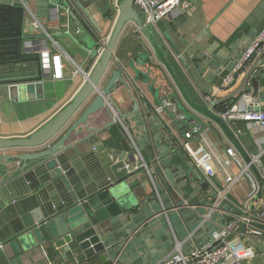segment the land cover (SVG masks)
I'll list each match as a JSON object with an SVG mask.
<instances>
[{"label": "crops", "instance_id": "1", "mask_svg": "<svg viewBox=\"0 0 264 264\" xmlns=\"http://www.w3.org/2000/svg\"><path fill=\"white\" fill-rule=\"evenodd\" d=\"M21 1L28 10L24 21L26 41L46 38L52 54L61 55L62 77L45 75L37 51L29 53L39 57L38 64L33 62L30 69L23 64L0 69V137L4 138L28 137L50 121L72 101L94 68L98 57L91 55L88 42L78 35L79 26L70 11L87 29L89 41L110 36L117 20L110 0H58L59 4L53 0ZM183 2L182 8L163 20L166 31L157 26L154 32L166 44L168 58L188 92L204 103V95L215 94L222 77L236 67L242 53L264 26V0ZM63 3H68L70 9H65ZM149 52L150 59L139 58ZM113 55L101 85L106 84L114 69L122 71L127 84H120L109 98V106L116 110L120 120L107 127L112 117L109 111L102 110L89 120V126L97 130L82 126L66 143L76 145L79 154L94 152L100 158H107L126 153L135 159L132 173L123 177L120 185L127 208L115 219L112 229L105 231L108 240L104 243V257L96 253L88 258L72 244L67 258L63 259V248L51 242H38L14 256L0 247V264H161L177 240L184 241L182 250L186 254L211 242L212 232L234 219L233 214L251 190L245 176L226 203L229 211H213L202 224L224 178L223 171L215 164L217 177L212 179L196 166L191 150L202 141L186 139L184 132L194 122L184 123L179 118L183 113L188 114L189 108L182 103L186 111L178 112L174 103L162 109L164 98L172 101V94H178V90L134 22L124 26ZM137 71L148 73L150 79H141ZM241 76L234 88L240 84ZM252 77L257 81L258 91L254 98L241 99V111H249V105L264 110V58ZM248 86L253 94L255 87L251 80ZM210 124L223 142L200 124L203 137L225 156V148L232 145L214 123ZM115 125L123 130L118 141L112 137ZM247 127L248 132L241 134L240 139L249 154L264 149V141L260 142L264 138V126L248 122ZM23 152L24 149L15 147L1 149L0 156ZM17 165L16 160L0 158V181ZM239 167L232 163V170L238 171Z\"/></svg>", "mask_w": 264, "mask_h": 264}, {"label": "water", "instance_id": "2", "mask_svg": "<svg viewBox=\"0 0 264 264\" xmlns=\"http://www.w3.org/2000/svg\"><path fill=\"white\" fill-rule=\"evenodd\" d=\"M53 1L59 4L58 0ZM134 2L135 0H121L120 12L109 40L86 82L72 101L28 137H0V150L14 147L25 150L17 155L0 156L18 162L12 173L0 181V247L10 256L35 246L38 242H51L55 247L63 248V259L67 258L72 244L77 245L88 258L96 253H101V257H104V243L108 240L105 231L112 229L115 219L127 208L120 185L123 177L132 173L131 166L135 159L126 153L107 158H100L94 152L79 154L76 145L66 143L72 133L82 130V126L97 130L89 126V120L102 110L109 111L112 117L107 127L116 123L117 119L109 106V98L120 84H127L126 80L120 69H114L104 86L101 82L114 57L122 30L130 21L142 31L152 53L166 69L178 90V94H172L174 103L179 108L178 112L186 111L182 103L189 108V118L184 123L201 124L210 129L222 143L218 133L211 128L210 123H214L243 162L250 164L258 182L256 198L262 197L261 175L251 163L249 152L240 139L241 134L248 132L247 123L250 120H226L225 114L233 105H239L245 96L254 98L256 95L258 86L252 74L264 58V47L242 74V80L237 87L234 88L233 85L231 91L222 97L214 98L210 104L198 102L188 92L172 66L166 44L157 37L153 26L143 22ZM63 7L70 9L68 3H63ZM70 14L79 26L78 35L88 42L91 55L97 57L100 37H97V41H89L87 29L73 11H70ZM96 26L98 28V25ZM157 26L166 31L163 21L158 22ZM98 31L101 32L100 28ZM150 57V52L139 55V58L145 60ZM19 64L26 65L29 69L34 65L33 61H26L1 65L0 69H10ZM137 76L145 81L150 79L148 73L140 71H137ZM250 80L255 87L253 94L248 86ZM151 88L156 92L153 86ZM137 107L136 103L135 109ZM259 110L261 109L256 105H249L250 112ZM237 125L239 128H235ZM238 129L239 133L236 132Z\"/></svg>", "mask_w": 264, "mask_h": 264}, {"label": "built area", "instance_id": "3", "mask_svg": "<svg viewBox=\"0 0 264 264\" xmlns=\"http://www.w3.org/2000/svg\"><path fill=\"white\" fill-rule=\"evenodd\" d=\"M110 1L118 16L121 0ZM134 4L142 16L143 22L154 28L157 27L158 22L163 21L184 6L183 0H135ZM34 25L38 26L40 24L34 22ZM109 37H100L97 47L98 58L102 54ZM54 43L57 45L55 41ZM263 47L264 26L258 32L251 45L242 53L236 67L222 77L215 94L204 95V102L210 104L216 95L226 93ZM24 49H26L27 53L37 51L40 54L45 75H50L54 78L62 77L63 64L61 55L59 53L52 54L46 38L25 41ZM170 104H174V102L169 99L166 100L162 109ZM110 108L119 121L120 117L116 110L113 107ZM179 118L182 121H187L189 116L183 113ZM225 118L226 120L248 119L250 120L249 123H257L264 126V110L255 112L241 111L237 104L233 105L225 114ZM236 132L239 133L240 129L236 130ZM184 135L186 139L200 138L202 141L198 148L195 150L190 149L199 169L213 179L217 177L214 167L215 164H218L224 173V178L217 188L212 206L204 216L202 224L210 218L213 211H229L225 208L226 203L232 190L241 183L245 176L250 181L251 190L244 202L238 206V211L233 209L234 212L236 211L233 214L234 219L227 222L219 230L212 232L211 242L195 247L186 254L182 250L184 241L177 240L173 250L164 258L161 264H256L257 262L264 264V149L261 148L259 151L249 154L251 163L257 167L262 178V197L256 198L258 192L257 178L252 173L250 164H246L239 159L233 146L225 148V156L218 153L211 143L203 137L201 125L195 122L185 130ZM263 141L264 138L260 140V142ZM233 162L240 166L238 171L232 170ZM131 168L133 171L132 166Z\"/></svg>", "mask_w": 264, "mask_h": 264}, {"label": "trees", "instance_id": "4", "mask_svg": "<svg viewBox=\"0 0 264 264\" xmlns=\"http://www.w3.org/2000/svg\"><path fill=\"white\" fill-rule=\"evenodd\" d=\"M25 17L26 9L21 2H0V66L26 61H33L38 64L39 57L24 51V42L26 41L24 34ZM166 90L171 92L169 88ZM171 99L174 102L173 96ZM122 133L123 130L120 125L112 127V137L116 141L120 139Z\"/></svg>", "mask_w": 264, "mask_h": 264}, {"label": "rangeland", "instance_id": "5", "mask_svg": "<svg viewBox=\"0 0 264 264\" xmlns=\"http://www.w3.org/2000/svg\"><path fill=\"white\" fill-rule=\"evenodd\" d=\"M17 2H21L23 5L25 4L26 5V3H23L21 0H19V1H17ZM24 5V7H25V9H26V15L28 14V10H27V8H26V6ZM182 121V120H181ZM256 264H261V262H257Z\"/></svg>", "mask_w": 264, "mask_h": 264}]
</instances>
